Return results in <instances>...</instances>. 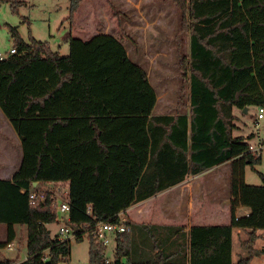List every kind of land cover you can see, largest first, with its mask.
Returning a JSON list of instances; mask_svg holds the SVG:
<instances>
[{"label":"trees","instance_id":"obj_1","mask_svg":"<svg viewBox=\"0 0 264 264\" xmlns=\"http://www.w3.org/2000/svg\"><path fill=\"white\" fill-rule=\"evenodd\" d=\"M84 1L70 0V19ZM10 3L16 9L22 1ZM174 3L190 31L189 53L179 62L188 80V114H152L157 98L146 72L111 35L71 38L69 54L61 57L47 43H25L11 28L15 53L0 61V111L17 135L21 159L11 179L0 178V224L6 226L0 249L20 226L26 256L0 264H67L71 241L47 228L57 219L54 197L30 204V191L41 184L68 183L65 224L76 228V242L87 237L90 264H107V247L94 237L97 221L115 222L132 204L224 163L230 165L227 225L184 231L127 222L129 231L111 242L113 264H251L264 253L254 248L264 231V184L244 182L245 169L260 165V152L249 151L253 135L233 134L234 109L264 108V0ZM239 208L248 214L236 216ZM234 230L246 233L247 257L237 262Z\"/></svg>","mask_w":264,"mask_h":264},{"label":"rangeland","instance_id":"obj_2","mask_svg":"<svg viewBox=\"0 0 264 264\" xmlns=\"http://www.w3.org/2000/svg\"><path fill=\"white\" fill-rule=\"evenodd\" d=\"M11 2L22 4L13 9ZM70 0H0V53L6 55L13 47L10 30L15 28L25 43L32 39L47 43L52 52L61 57L69 54V40H88L97 34H108L121 41L129 59L147 74L149 83L156 93L153 115H175L189 113L188 80L182 76L180 59L189 53L190 31L183 25L178 5L174 0H86L74 16L69 18ZM258 109L251 107L246 114L238 109L233 134L247 138L250 145L260 149L261 163L255 170L247 167L244 182L250 186H262L264 181V118L257 121ZM264 115V114H263ZM12 128L0 118V163L8 169L0 177L10 178L18 165L20 150L14 140ZM0 164V169H1ZM227 174L230 180V165ZM46 184V183H45ZM41 184L36 189L37 201L46 194L54 197V210L58 217L60 202L65 198L63 190ZM48 226L51 236L58 234L61 223ZM16 239L13 249H0V260L21 262L26 256V229L15 226ZM263 232L264 231H260ZM6 226L0 224V242L5 240ZM264 236V235H262ZM232 259L237 262L246 258L242 247L246 235H232ZM70 255L67 264H90L89 242L84 236L81 242L70 238ZM264 245L258 238L256 246ZM264 256V255H263ZM107 264L114 263V243L107 246L103 256ZM121 264H127L125 259ZM251 264H264V257L252 259Z\"/></svg>","mask_w":264,"mask_h":264},{"label":"crops","instance_id":"obj_3","mask_svg":"<svg viewBox=\"0 0 264 264\" xmlns=\"http://www.w3.org/2000/svg\"><path fill=\"white\" fill-rule=\"evenodd\" d=\"M0 118L10 126L1 111ZM14 138L16 140L15 144L19 147V141L15 132ZM19 152V162L13 174L20 166L21 151ZM227 167H229V163H224L203 174L189 176L183 182L152 198L132 204L123 214L131 225L173 226L182 228L184 231H188L192 226L227 225L230 221L231 202L230 180L227 174ZM7 169L6 166H2L1 164L0 173ZM11 177L0 178L9 180ZM48 185H51L55 189L63 190L65 196L68 192V183L66 182ZM33 186L36 187L37 183L36 185L33 184ZM247 214V208H239L236 211V216ZM234 231H236V234L244 233L246 235L244 231ZM257 234L259 238L264 239V236H262L264 235L263 232L259 231ZM257 242L258 240L254 248L260 252L264 249V245L262 243L261 247L260 245L256 246ZM263 255L264 253H260L255 257L259 259L264 257Z\"/></svg>","mask_w":264,"mask_h":264},{"label":"built area","instance_id":"obj_4","mask_svg":"<svg viewBox=\"0 0 264 264\" xmlns=\"http://www.w3.org/2000/svg\"><path fill=\"white\" fill-rule=\"evenodd\" d=\"M15 53L14 49H11L9 53L6 55H3L0 53V61L3 59L8 58L9 56L13 55ZM264 108L259 107L258 108V113L256 116L257 121L262 120L264 118ZM246 142V141H245ZM248 143V142H247ZM249 145V151L252 153H259L260 149L255 148L254 146ZM36 191V190H35ZM35 191H30L29 193V200L30 204L34 205L37 202V196L35 194ZM60 202V205L57 207L59 213L62 215V217H58V223L60 224V228L58 231L57 238L60 241L64 240H70V238H74V230L71 227H68L65 224V221L68 218V213H69V204L65 198L63 199H58ZM127 219L124 216L123 212L117 214L115 216V222H102V221H97L94 226V237L98 240V242L107 247L108 245L111 244L112 240L114 237H116L119 234L126 233L129 231V228L126 225ZM13 243H11L7 249L12 250L13 249ZM107 263V260H106Z\"/></svg>","mask_w":264,"mask_h":264},{"label":"water","instance_id":"obj_5","mask_svg":"<svg viewBox=\"0 0 264 264\" xmlns=\"http://www.w3.org/2000/svg\"><path fill=\"white\" fill-rule=\"evenodd\" d=\"M242 113H243V114H246V113H247V108L243 109ZM34 185H36V183H34ZM33 187H34V186H33ZM72 228H73V230H76V228H74V227H72Z\"/></svg>","mask_w":264,"mask_h":264}]
</instances>
